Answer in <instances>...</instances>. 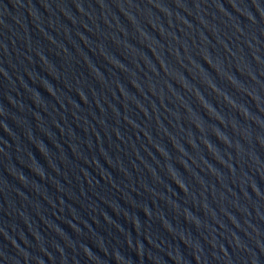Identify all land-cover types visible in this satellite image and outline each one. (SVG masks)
<instances>
[{"label": "water", "instance_id": "1", "mask_svg": "<svg viewBox=\"0 0 264 264\" xmlns=\"http://www.w3.org/2000/svg\"><path fill=\"white\" fill-rule=\"evenodd\" d=\"M0 264H264V0H0Z\"/></svg>", "mask_w": 264, "mask_h": 264}]
</instances>
